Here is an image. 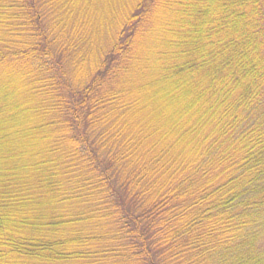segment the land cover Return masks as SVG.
I'll return each instance as SVG.
<instances>
[{
  "label": "trees",
  "instance_id": "trees-1",
  "mask_svg": "<svg viewBox=\"0 0 264 264\" xmlns=\"http://www.w3.org/2000/svg\"><path fill=\"white\" fill-rule=\"evenodd\" d=\"M110 1L0 0V264H264V0Z\"/></svg>",
  "mask_w": 264,
  "mask_h": 264
},
{
  "label": "rangeland",
  "instance_id": "rangeland-1",
  "mask_svg": "<svg viewBox=\"0 0 264 264\" xmlns=\"http://www.w3.org/2000/svg\"><path fill=\"white\" fill-rule=\"evenodd\" d=\"M114 1L115 3L116 2H119V0H112ZM112 1H110V6L108 7V10H109V13H110V9L112 8ZM98 6V3L95 5V7ZM92 16L91 18L96 22L97 20V17L99 16L100 12L96 13V10H93L92 12ZM104 20V16L100 15V18H99V23H102V21ZM110 35H111V31L109 32V26H104L103 29L101 30V32H98L97 34L94 35L93 37V44H96L95 47H100L102 48V46H104V44L106 45V41H108V38H110ZM102 37L105 38L104 41L102 40ZM90 47V44H86V48L88 49Z\"/></svg>",
  "mask_w": 264,
  "mask_h": 264
}]
</instances>
